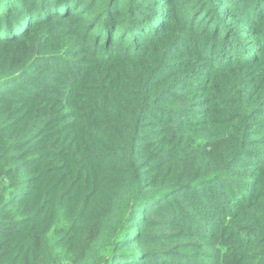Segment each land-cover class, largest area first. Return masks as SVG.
Instances as JSON below:
<instances>
[{
	"label": "trees",
	"instance_id": "trees-1",
	"mask_svg": "<svg viewBox=\"0 0 264 264\" xmlns=\"http://www.w3.org/2000/svg\"><path fill=\"white\" fill-rule=\"evenodd\" d=\"M0 264H264V0H0Z\"/></svg>",
	"mask_w": 264,
	"mask_h": 264
}]
</instances>
